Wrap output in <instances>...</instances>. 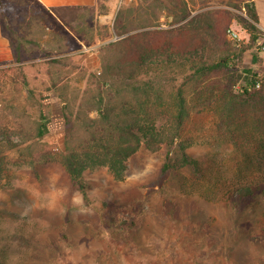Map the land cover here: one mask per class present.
I'll use <instances>...</instances> for the list:
<instances>
[{"label":"rangeland","instance_id":"obj_1","mask_svg":"<svg viewBox=\"0 0 264 264\" xmlns=\"http://www.w3.org/2000/svg\"><path fill=\"white\" fill-rule=\"evenodd\" d=\"M244 1L99 0L72 23L51 9L25 18L16 6V13L8 10L0 17L10 45L7 55L0 44V139L9 135L22 143L8 151V170L0 179L1 261L264 264V195L258 190L264 184V125H229L220 110L236 70H220L186 86L191 115L179 141L199 159L198 169L178 165L164 173L166 148L142 145L123 178L108 166H96L76 182L61 160L68 127L86 118L89 101L95 108L90 115H97L99 80L114 81L115 71L122 85H155L147 111H157L154 100L161 88L170 113L175 83H183L196 66L238 53L234 64L240 73L251 69L264 78V50L250 46L251 35L238 18L246 15ZM185 9L191 15L178 20ZM119 16L131 28L124 35L117 30ZM20 36L38 43L23 41L33 54L23 66L13 62L11 47V39ZM123 94L116 100L118 110L127 104L144 112L131 93ZM42 113L50 118V132L36 140ZM173 155H181L179 142ZM247 186L256 192L239 204L235 197ZM111 214L133 215L141 226L110 221Z\"/></svg>","mask_w":264,"mask_h":264},{"label":"trees","instance_id":"obj_2","mask_svg":"<svg viewBox=\"0 0 264 264\" xmlns=\"http://www.w3.org/2000/svg\"><path fill=\"white\" fill-rule=\"evenodd\" d=\"M22 12L25 18L29 16H37L46 7L39 5L35 0H0V17L6 18L8 10L16 13V7ZM96 6H57L53 10L66 22L72 23L79 18V13L85 9H94ZM245 10L246 15H239V21L242 26L250 33V46L259 44V40L263 37L264 32L259 27L260 16L256 4L252 0H245L241 6ZM192 10L185 9L177 19H187ZM120 12L119 15H121ZM198 16V15H197ZM195 18L188 19L186 26L192 24ZM117 30L120 35L131 30L124 22H121L120 16L117 19ZM130 35L120 40H127ZM26 41L30 44H38L34 39L30 40L25 36H20L19 40L11 39V47L13 50V62L23 66L27 58L33 57L31 49L24 46ZM243 46L242 48L247 47ZM260 47V45H259ZM241 48V50H242ZM239 56L234 53L233 56L227 55L219 62L206 63L196 66L192 73L186 74V79L181 84L175 83L174 109L175 112L170 113L168 105L163 97L161 88L156 89V99L154 100L155 110L147 111L146 107L153 106L152 95L155 91V85L150 82H133L126 85L118 82L120 73L118 71L110 74L114 81L107 77L99 80V89L104 95V90L109 86L108 96L100 95L98 99V113L94 117L90 114L95 110L94 105L89 101L86 105L84 113L86 118L76 121L68 127V135L65 144V150L62 152L61 160L70 174L71 178L76 182H81L84 171L88 168L96 166H108L117 178H123L127 169L129 158L135 154L142 145H145L152 151L160 150L165 147V161L162 171L168 173L174 170L178 165L187 166L194 169L199 168L200 161L198 158L192 157L187 151V144L179 141L185 130L186 122L190 117V103L185 95L186 86L194 80L200 79L208 74L224 70H236L233 73L236 76L233 83L226 87V101L220 107L223 118L229 125L237 127L252 124L255 128L264 125V78L258 73L247 70L248 74L243 75L234 64L235 57ZM51 62H58V59H51ZM135 65L137 62L134 63ZM230 64H233L232 66ZM140 68L144 67V63L138 62ZM117 72V73H116ZM116 73V76H113ZM135 75L132 68L127 70L126 76L131 79ZM183 75V74H182ZM116 77V78H115ZM110 80V81H109ZM127 80V79H124ZM261 80V86H257V81ZM125 84V83H124ZM239 86V87H236ZM131 93L138 101L139 107L144 112L129 109V105L124 104L120 110L117 108L118 97L124 98L125 92ZM128 101V100H127ZM63 107L68 122L72 121L68 102L64 101ZM72 114V113H71ZM80 118V116H79ZM50 118L42 113L37 123L36 140L44 139L50 132ZM0 139V179L8 170L9 162L8 151L19 148L22 143L14 141L9 135ZM179 142L181 148L180 157L174 158L173 151ZM40 156V155H39ZM258 190L264 195V184L258 187ZM241 193L237 194L235 199L240 204L246 198H249L256 192L251 186L243 187ZM131 216H120L111 214L110 221H118L128 225L130 228H139L141 220ZM0 264H6L0 260Z\"/></svg>","mask_w":264,"mask_h":264},{"label":"crops","instance_id":"obj_3","mask_svg":"<svg viewBox=\"0 0 264 264\" xmlns=\"http://www.w3.org/2000/svg\"><path fill=\"white\" fill-rule=\"evenodd\" d=\"M39 5L46 7L47 9L53 10L57 6H96L99 0H35ZM256 4L260 22L259 27L264 32V0H252ZM0 44L7 48L5 52L9 55V41L3 35V29L0 24ZM1 52V50H0Z\"/></svg>","mask_w":264,"mask_h":264},{"label":"built area","instance_id":"obj_4","mask_svg":"<svg viewBox=\"0 0 264 264\" xmlns=\"http://www.w3.org/2000/svg\"><path fill=\"white\" fill-rule=\"evenodd\" d=\"M235 36H237V33H234ZM259 45L260 47L264 50V35L263 37L259 40ZM261 80L257 81V86L260 87L261 86Z\"/></svg>","mask_w":264,"mask_h":264}]
</instances>
